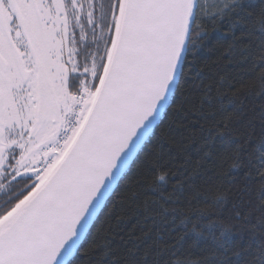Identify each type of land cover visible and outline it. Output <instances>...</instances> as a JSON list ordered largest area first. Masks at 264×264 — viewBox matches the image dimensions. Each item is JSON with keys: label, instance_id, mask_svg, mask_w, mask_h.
<instances>
[{"label": "snow or ice", "instance_id": "6c2138e0", "mask_svg": "<svg viewBox=\"0 0 264 264\" xmlns=\"http://www.w3.org/2000/svg\"><path fill=\"white\" fill-rule=\"evenodd\" d=\"M0 264H264V0H0Z\"/></svg>", "mask_w": 264, "mask_h": 264}, {"label": "trees", "instance_id": "16d2710c", "mask_svg": "<svg viewBox=\"0 0 264 264\" xmlns=\"http://www.w3.org/2000/svg\"><path fill=\"white\" fill-rule=\"evenodd\" d=\"M226 48L223 45L222 31L212 32V41L208 47L200 53V59L204 63V70L209 74L221 73L235 75L241 71L234 63L224 59Z\"/></svg>", "mask_w": 264, "mask_h": 264}]
</instances>
